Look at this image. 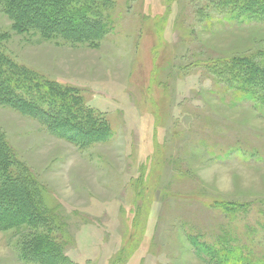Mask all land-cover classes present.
Instances as JSON below:
<instances>
[{
  "label": "rangeland",
  "instance_id": "374dc122",
  "mask_svg": "<svg viewBox=\"0 0 264 264\" xmlns=\"http://www.w3.org/2000/svg\"><path fill=\"white\" fill-rule=\"evenodd\" d=\"M216 1L110 0L97 47L20 34L0 7L9 59L75 90L113 132L80 149L0 106L12 169L33 176L49 210L39 230L0 231V264H26L19 244L35 233L62 247L65 264H208L192 239L264 262V116L214 65L261 59L264 22L229 21ZM213 165L214 180L232 177L230 191L197 175Z\"/></svg>",
  "mask_w": 264,
  "mask_h": 264
},
{
  "label": "trees",
  "instance_id": "16d2710c",
  "mask_svg": "<svg viewBox=\"0 0 264 264\" xmlns=\"http://www.w3.org/2000/svg\"><path fill=\"white\" fill-rule=\"evenodd\" d=\"M110 0H0L2 11L18 33L34 32L47 40L62 39L97 47L109 26L103 13ZM217 8L229 21L264 22V0H217ZM2 38L0 37V41ZM219 76L239 98L252 102L254 111L264 116V53L217 60ZM213 65V66H214ZM83 105V98L71 88L52 82L16 64L0 48V106L13 109L41 123L51 135L84 149L108 143L113 132L106 120L96 118ZM18 165L0 134V231L21 227L39 230L49 220L46 195L41 185ZM217 208L229 209L218 203ZM51 211V209H50ZM199 256L208 264H264L240 247L225 241L208 245L192 239ZM19 259L26 264H65L68 258L49 234L28 235L19 244ZM246 252V253H245Z\"/></svg>",
  "mask_w": 264,
  "mask_h": 264
},
{
  "label": "clouds",
  "instance_id": "9594fccd",
  "mask_svg": "<svg viewBox=\"0 0 264 264\" xmlns=\"http://www.w3.org/2000/svg\"><path fill=\"white\" fill-rule=\"evenodd\" d=\"M220 166L213 165L206 168H201L197 175L205 185H213L220 192H227L232 189L233 180L231 176H221L214 180V176ZM241 175H244L241 173Z\"/></svg>",
  "mask_w": 264,
  "mask_h": 264
}]
</instances>
